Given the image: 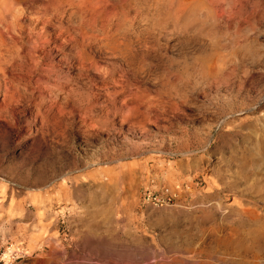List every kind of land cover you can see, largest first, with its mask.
I'll list each match as a JSON object with an SVG mask.
<instances>
[{"label": "rangeland", "instance_id": "rangeland-1", "mask_svg": "<svg viewBox=\"0 0 264 264\" xmlns=\"http://www.w3.org/2000/svg\"><path fill=\"white\" fill-rule=\"evenodd\" d=\"M147 1L153 28L166 0ZM34 5L0 74V249L26 253L10 264H264V0H197L189 24L131 33L146 55L123 88Z\"/></svg>", "mask_w": 264, "mask_h": 264}, {"label": "bare ground", "instance_id": "bare-ground-1", "mask_svg": "<svg viewBox=\"0 0 264 264\" xmlns=\"http://www.w3.org/2000/svg\"><path fill=\"white\" fill-rule=\"evenodd\" d=\"M38 1L40 0H0V58L4 56L2 58L4 59L3 61L2 59H0V74L3 73L2 75H5V72H6L5 68H8L7 66L3 68V66L5 65L4 61H6L5 60L6 55H3V54H5L6 51H9L11 44L15 45L13 42L19 39L18 35H22L24 33L23 32L24 27L21 25V23L23 19L27 20L28 18L27 16L31 17L29 15L30 12L28 10L33 9V7L35 6L34 4ZM41 1L44 3V6L42 9L45 13L49 11L50 4L52 5L55 4L56 6L55 11L56 12L59 11L61 16L58 17L57 13L54 11V16H50L53 18H50L49 20L57 19L56 21H58L60 28H63L66 30L65 33L63 32V34L72 35V38L70 40L77 43L78 46H80V58H79L80 64H81L80 69L83 71H87V69L89 68V66H91V64L97 65V63H99L98 60L108 59L109 61H111L112 63L118 66L117 69L121 73L120 76L118 75L119 79H117L119 80L118 82L120 84L118 85V87L121 86V88H123L125 86L130 85L132 81L133 82L135 81V84L140 82L138 79V73L140 71H138V66H137L138 64L136 63V61L137 59L143 58V56L146 55V53L143 52L142 50L137 51L135 49V47L132 45L134 43V41L132 40L133 37L130 38L131 37L130 34L136 33L137 40L139 39L142 41V39L144 38L146 39V37H148L150 30L154 29L156 26H159L161 22L166 21V23L168 24H175V25L179 24L180 25L182 22L185 21L184 23L189 24L188 19L187 20L185 19L190 14L189 12L193 9L194 3L197 0H166L164 1L163 3L164 11H162V15L160 14V17L158 18V20L154 22L156 26L153 25V28L142 27L144 25L141 22L143 20H146L148 16L147 14L145 15L143 14L144 13L143 10L146 9L147 6H145L144 8L143 6L144 1L142 2L143 3L142 4L141 0H68V2L72 4L74 7L70 10V12H68L69 13L68 19L66 18V21H64L63 19V15L65 13V7H66L63 3V0H41ZM206 1H211V0H206ZM28 2H31V3L27 5ZM147 2H150V6L152 7L153 11L156 10V9L154 10V8H156L158 5L161 4L159 0H148ZM134 4L135 6L138 4V6L136 9L132 10V6ZM20 8H22L21 11L23 9L24 11L26 10V14H24V16H22L24 12L21 13V11H19ZM27 11L29 12L28 14H27ZM13 18L14 20L15 18L18 20L14 21L12 20ZM138 19H139L140 24H136L138 22H135ZM49 20L44 21L45 26H44V30H42L43 35L48 36L49 34V31L51 28L50 24L52 23L50 22L49 24ZM32 23H33V19H31L30 24L32 25ZM138 26H141L142 28L138 29V31H134V28H138ZM14 30H16L17 34L13 33L15 32ZM41 38H39L40 41H41ZM95 43H98V45L94 46ZM16 45H15V48H16ZM37 46H38V50L41 47V45L40 47L39 45H36V46L34 45V48H33L34 50H32L33 52L34 51L36 52ZM146 49L148 51V48ZM136 51L139 54H137ZM1 53L3 56H1ZM40 53H43V52L39 51V53L37 54L39 55ZM100 53L101 55H99ZM51 59H49V62L51 61ZM47 62H48L47 58H45V61H43L41 64L46 66ZM42 70H40L41 72L39 73L36 72V73H38L43 78L41 74ZM58 78L48 81V85H50L49 87H54V86L59 87L63 84L64 81H66L65 79L63 81V79H58ZM57 80L59 81L56 82ZM93 81H95V79H93ZM42 83L44 84L45 82H42ZM6 103H7L5 105L6 108L9 107L8 111L10 113L12 112L15 117H18L19 113L23 111L19 104L14 105L11 102H6ZM5 106H3V108H5ZM94 112L96 111H94L93 108L85 107L86 115H91ZM0 115L3 116V114L1 113ZM0 123H2L0 124V131H1V129L7 125L5 124L6 122L5 123L0 122Z\"/></svg>", "mask_w": 264, "mask_h": 264}, {"label": "built area", "instance_id": "built-area-1", "mask_svg": "<svg viewBox=\"0 0 264 264\" xmlns=\"http://www.w3.org/2000/svg\"><path fill=\"white\" fill-rule=\"evenodd\" d=\"M171 198V192L167 187L162 188L159 193H153L150 192L149 189H145L141 194V200L145 204L152 203L162 205L171 200ZM25 254V249L22 244H6L0 249V264H10L23 257Z\"/></svg>", "mask_w": 264, "mask_h": 264}]
</instances>
